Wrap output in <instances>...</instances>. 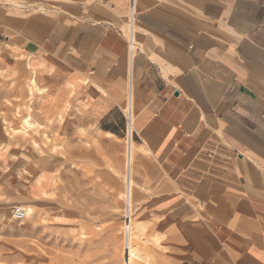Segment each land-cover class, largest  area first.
<instances>
[{"label": "crops", "instance_id": "crops-1", "mask_svg": "<svg viewBox=\"0 0 264 264\" xmlns=\"http://www.w3.org/2000/svg\"><path fill=\"white\" fill-rule=\"evenodd\" d=\"M77 1L36 13L41 37L11 45L69 105L62 166L89 165L119 191L130 103L143 163L133 202L157 199L151 210L176 209L198 231L189 249L176 224L161 230L174 232V260L264 264V0ZM84 142L99 164L73 157Z\"/></svg>", "mask_w": 264, "mask_h": 264}, {"label": "rangeland", "instance_id": "rangeland-1", "mask_svg": "<svg viewBox=\"0 0 264 264\" xmlns=\"http://www.w3.org/2000/svg\"><path fill=\"white\" fill-rule=\"evenodd\" d=\"M77 2L0 0V264H122L125 181L117 191L109 176L95 174L89 165L73 162L62 166L61 148L63 138H68L64 132L69 105L54 101L36 78L38 89L24 105V83L29 75L28 65L33 69V64L11 46L22 40V33L34 39L41 37L46 26L37 21V14L60 16L64 4ZM23 16L21 28L12 30ZM25 115L35 124L33 130L45 132L54 145L44 167L34 163V157L29 155V136L23 137L20 123ZM75 139L77 142L78 136ZM133 156L134 162L143 164L141 154ZM73 157L100 163L87 142ZM63 159L67 160V156ZM155 202L158 200L136 204L132 199L133 221L145 223L146 227L143 240L131 237V243L137 248L146 247L155 256L136 258L132 264H181L174 260V232L164 235L161 230L176 224L189 249L198 231L190 216L176 209L166 206L151 210L149 206ZM20 205L32 207V213L22 220H13L12 212ZM150 218L155 225L150 222L148 226ZM156 235L162 237L156 240ZM207 249L206 244L199 246L201 253Z\"/></svg>", "mask_w": 264, "mask_h": 264}, {"label": "bare ground", "instance_id": "bare-ground-1", "mask_svg": "<svg viewBox=\"0 0 264 264\" xmlns=\"http://www.w3.org/2000/svg\"><path fill=\"white\" fill-rule=\"evenodd\" d=\"M28 66H29L28 67L29 75L27 76L26 81L24 83V86H25L24 89L26 90V93H27L26 95L27 99L24 105H27V101H30L32 99L34 90L38 89L37 83L35 81L33 69H30V65ZM125 107L126 106H124V109ZM20 123L22 125L21 127H22L23 137H25L26 135L29 136V140H26V142H29L31 145L32 152H29V155H32L34 157L33 162L37 163L40 167L46 166L51 156V151L54 145L50 144L51 142L48 141L49 139H48V136L45 134V132H39V131L33 130L35 127V124L31 122L30 116L25 115L24 117H22ZM129 128L134 129L133 114H132L131 121L129 123ZM133 153H134V145L132 144V155H131L132 165L134 163ZM124 168H125L124 169L125 188H124L123 195H124V205H125L124 209H126V212L124 215L125 223H127L131 228L130 230H131L132 239H137L139 241H142L144 238V230H145L146 225L145 223H142V222L133 221V218H132V212L134 211V210L132 211V209L135 208V207L133 208V205H132V191H133V183H134L133 177H132L133 166L131 167L129 172L126 171L125 165H124ZM17 207L23 209L24 214L27 216L30 215L33 210L32 207H24L22 205L17 206ZM158 236L156 235L155 239ZM159 237H162V236H159ZM130 253L134 259L150 258V257L155 258L154 254H152L146 247L137 248L136 245L132 243H131ZM122 256H123V253H122Z\"/></svg>", "mask_w": 264, "mask_h": 264}, {"label": "built area", "instance_id": "built-area-1", "mask_svg": "<svg viewBox=\"0 0 264 264\" xmlns=\"http://www.w3.org/2000/svg\"><path fill=\"white\" fill-rule=\"evenodd\" d=\"M133 2V0H130V5ZM132 12H131V18H130V24H132ZM130 43L132 45L133 40L132 37H130ZM123 113V118L125 122V150H124V165L126 167V171L129 172L131 167H132V162H131V155H132V142L134 139V129L129 128V123L132 118L133 110L132 106L130 103H127L126 107L124 110H122ZM124 212H126V209H124ZM125 215V214H124ZM12 219L19 221L24 219L25 214L24 210L21 208H15L12 212ZM121 238H122V245H123V258H122V264H132V261L134 258L132 257L130 253L131 249V230L130 226L125 223H123V227L121 230Z\"/></svg>", "mask_w": 264, "mask_h": 264}]
</instances>
